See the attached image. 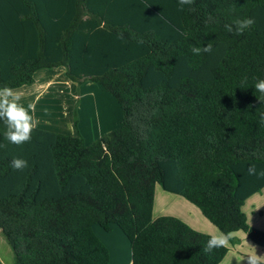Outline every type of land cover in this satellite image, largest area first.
I'll use <instances>...</instances> for the list:
<instances>
[{"label":"trees","instance_id":"obj_1","mask_svg":"<svg viewBox=\"0 0 264 264\" xmlns=\"http://www.w3.org/2000/svg\"><path fill=\"white\" fill-rule=\"evenodd\" d=\"M254 17L242 35L225 30ZM213 45L211 54L192 47ZM63 67L119 105V127L90 145L35 128L8 144L0 124V233L13 264H108L94 226L117 227L131 264H221L223 245L153 214L156 186L184 198L227 237L264 248L242 207L264 189V0H0V88ZM77 123L75 119L74 123ZM28 162L23 171L12 158Z\"/></svg>","mask_w":264,"mask_h":264},{"label":"rangeland","instance_id":"obj_2","mask_svg":"<svg viewBox=\"0 0 264 264\" xmlns=\"http://www.w3.org/2000/svg\"><path fill=\"white\" fill-rule=\"evenodd\" d=\"M51 71L40 70L42 73ZM36 81L37 88L39 87L37 92L39 93H36V95L31 94L30 100H35L33 103L35 116L39 113L37 112L38 105L42 106V124H45L43 126L56 129L61 131V133L64 132L65 135L76 136L79 134L86 145L92 144L101 136L119 127L120 108L116 101L98 84L87 82L80 86L76 85L70 82L61 70L43 77L37 74ZM54 113L56 115H53ZM58 113L60 114L58 115ZM29 114H31L30 111ZM75 119H77V123H74ZM156 190L167 194L159 186H156ZM186 203L191 208L186 209L179 205H172L171 208L180 210L184 214L191 213V217L194 219L188 217L197 225H200L202 220L207 221L196 207L188 202ZM250 206L251 204H246L244 208L248 223L257 225L261 221L262 225H264V216L259 218L257 214L252 215L251 213L254 211ZM259 206L260 210L264 212V206L262 204ZM209 225L211 224L209 223ZM213 229L219 236L221 235L215 227ZM239 233L242 234V232ZM230 255H235V253L230 252ZM229 257L225 259L223 264H236L237 261L240 263L245 261L239 256L236 260ZM13 262L12 251L0 233V264H13Z\"/></svg>","mask_w":264,"mask_h":264},{"label":"crops","instance_id":"obj_3","mask_svg":"<svg viewBox=\"0 0 264 264\" xmlns=\"http://www.w3.org/2000/svg\"><path fill=\"white\" fill-rule=\"evenodd\" d=\"M43 70H47V69H43ZM50 70H52V71L47 72V73H42V72H40V70L37 71L34 74V83L31 86H22L20 88L15 89L19 93L22 94V99L19 101V103L21 105H23L25 108H27V106L29 104H33L35 102V100H30L31 94L36 95V93H39V92H37L39 90L38 89L39 87L37 88V81H36V75L37 74L42 75V77H43V76H48L50 74H53L57 70H61L62 72L65 73V69L63 67H59L56 69H50ZM36 99H37V97H36ZM38 107L39 108H38L37 112H39V113L37 116H40V117L35 116L34 111L30 110V113H31L30 115L33 116L34 120L39 121L36 128L55 132V133L64 134V132L61 133V131H58L56 129H51V128H47L46 126H43L45 124H42V119H43V117H42V106L40 107V105H38ZM59 114L60 113H58V115ZM53 115H56V113H54ZM120 115H121V112H120ZM120 120H121V117H120ZM155 193L156 194L154 197V207H153V214L155 217L172 216V217L178 218L179 220H181L182 222H184L185 224H187L189 227H191L192 229H194L197 232L208 234L212 237H218L219 236L218 233L215 231V229H213V227L211 225H209L208 221L202 220L201 224L197 225L189 219V217L192 218L191 213H189V214L185 213L184 214L180 210H174L175 208H171L172 205H179L180 207H183L186 209L191 208L187 205V203H186L187 201L184 198H182L179 195H175V194H171V193L164 194L162 192H157L156 189H155ZM156 201L158 202L157 204H156ZM246 204H251L250 208L251 209L253 208V211H254L251 213L252 215L257 214L259 216V218H262L264 216V212L262 210H260L259 205L262 204L264 206V189L260 193L251 196L249 199H247L245 201V203L242 207L243 212H244V208H245ZM199 213H200V211H199ZM192 219H194V218H192ZM246 219H247V223H248L247 216H246ZM249 226H251L252 228H255L257 230L264 231V225H262L261 221H260V224H257V225L256 224H254V225L249 224ZM93 232H94L95 236L108 249V252H109V263L108 264H131L130 243L117 227L113 226L109 232H106L102 228H100L99 226H94ZM232 237L234 238V241L231 244L228 241L226 244H224V246L227 248L228 252H227L226 256L224 257V259L222 260L221 264L225 263V259L228 258L229 256H230L229 257L230 259L233 258L236 260L239 256L240 258H243L245 260L246 257L249 254H251L253 251L251 247H255L257 255H264V248H261V247L255 245L254 243H252L244 233H242V234L236 233V234L232 235ZM244 247H245V249H244ZM230 252L235 253V255H230ZM236 264H246V260L243 263H240L237 261Z\"/></svg>","mask_w":264,"mask_h":264},{"label":"clouds","instance_id":"obj_4","mask_svg":"<svg viewBox=\"0 0 264 264\" xmlns=\"http://www.w3.org/2000/svg\"><path fill=\"white\" fill-rule=\"evenodd\" d=\"M178 10L182 11L185 5H192L194 0H177ZM256 23L254 17H246L242 20H236L234 26L226 24L225 30L229 33L235 32L236 35H242L246 29L251 28ZM192 52L195 55L201 53L211 54L213 45L208 43L204 47H192ZM255 90L264 98V79L258 80L255 84ZM22 99V94L17 90L9 87L0 88V124L3 125V138L8 144L21 146L31 141L32 132L36 128L39 121L34 120L29 111H34L35 106L29 104L27 108L19 103ZM260 122L264 124V113L261 114ZM6 145L0 143V149ZM10 167L15 171H23L28 167V162L22 158L14 157L10 162ZM248 175L264 178V170L257 171L255 165L248 166ZM227 243V237L221 234L218 237H211L207 241L205 251L211 252L215 248L223 246ZM252 248V253L246 257V264H264V255H257L255 247Z\"/></svg>","mask_w":264,"mask_h":264}]
</instances>
